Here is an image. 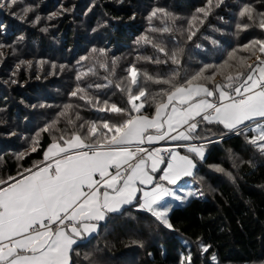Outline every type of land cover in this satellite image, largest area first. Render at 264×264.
<instances>
[{
    "label": "trees",
    "instance_id": "16d2710c",
    "mask_svg": "<svg viewBox=\"0 0 264 264\" xmlns=\"http://www.w3.org/2000/svg\"><path fill=\"white\" fill-rule=\"evenodd\" d=\"M60 1L62 0H15L16 3L38 5L42 7L43 13L55 9L61 4ZM88 1L90 0H79L76 10L69 16L78 22L87 11ZM94 1L87 24L88 32H83L81 39L79 37L82 33H76L69 19L61 18L58 21L57 33L51 36L55 39L58 33L61 34L58 43L60 47L57 49L53 47L54 44L48 45L51 41L42 39L35 29L31 30L18 19L12 20L6 13L0 12V45L12 47L16 40L24 37L30 51H40L39 59L46 58L49 53L56 54L59 56L58 62L71 63L78 75L87 73L90 68L96 73L87 75L88 80L80 86L86 92L74 99L68 97L71 93H67L66 88L65 97L55 99V96L46 93L45 86L39 84L12 89L0 84V110L3 109L11 121V126L7 130H0L1 132L6 135L13 133L16 137L20 133L25 134L33 114L40 113L41 117L51 119L56 109L60 111L59 108H54L59 102L72 105L73 111L70 110L68 114L77 113L79 116L75 122L76 130H80L79 125H89L92 122H121L125 116L100 112L97 107H103L105 101L109 105L114 103L121 108L129 107L127 92L121 91L116 85L122 82L127 84V70L133 65L140 74V86L150 93L148 103L142 111L151 116L155 111V106L151 103L152 96H156L161 89H168L169 85L154 83L146 77L173 78L176 84H183L208 65L214 68V72L224 62L228 63L225 68L235 69L236 62L233 59L227 60L232 50L240 49L252 40L264 41V31L259 30L254 23L258 15L264 17V0ZM243 6L252 9V20L238 18ZM157 9H162L163 12H157L153 17L152 13ZM200 9H204L207 15ZM101 17L104 21L101 34L97 42L92 43L87 38L89 31L97 28ZM191 17L194 20L190 21ZM229 23L248 25L245 32L237 35L240 36L238 41L226 36L229 32L226 25ZM165 27L170 30L163 32ZM192 32L195 35L189 39ZM154 44L163 47L167 55L158 51ZM219 44L223 48L222 52L216 51ZM70 50L73 52L69 59ZM100 50H104L103 56ZM210 50L213 56L208 58ZM174 52L178 53L177 63L172 60L171 54ZM236 53L246 60L251 55L246 50ZM85 57L87 59H83ZM101 63H106L107 68L101 67ZM7 65V62L3 64L0 79L5 77ZM240 71L247 72L248 69ZM228 72L227 69L223 71L224 74ZM208 73L205 76L214 75L210 71ZM7 77L9 78L8 75ZM25 80L26 75L21 73L18 81L22 85ZM96 84L109 86L97 89L94 87ZM89 85L93 87H88ZM207 85L210 88L213 86ZM38 94V98H43L46 94L41 101L45 108L29 112L23 103L36 107ZM81 95L85 99H81ZM88 97L98 100L99 105L87 103ZM7 107L10 108L5 110ZM86 128L87 126L81 131H86ZM35 130L36 128L31 131ZM71 130L60 123L53 136L41 133L37 151L25 155L19 164L8 155L3 156L0 177L6 176V180L18 177V168H32L37 162L43 161L44 152L53 142V137H59L62 133L67 135ZM224 134L226 133L219 125L200 123L197 131L200 138L197 140L204 141L214 137L219 139ZM255 135L256 132L248 129L240 134L226 135L207 145L203 159L196 161L194 174L190 178L193 193L198 197L187 203L184 201L175 204L168 215L172 228L160 223L149 212L134 205L129 206L122 212L109 216L96 235L74 247L71 253L72 264H189L188 257H191L190 264H264V153L249 143V138ZM1 146L5 149L9 144L3 142ZM17 146L18 144H13L14 148ZM229 152L241 157L240 166L237 162L234 163V168L231 166V161L227 160ZM211 167L222 168L230 177L215 172ZM199 178L207 179L214 190L212 196L201 191ZM205 246H210L207 252L203 251ZM213 256L215 260L212 259Z\"/></svg>",
    "mask_w": 264,
    "mask_h": 264
},
{
    "label": "snow or ice",
    "instance_id": "6c2138e0",
    "mask_svg": "<svg viewBox=\"0 0 264 264\" xmlns=\"http://www.w3.org/2000/svg\"><path fill=\"white\" fill-rule=\"evenodd\" d=\"M11 2L14 4L15 0ZM30 10L25 9V12ZM199 11L205 12L204 9ZM157 12L163 10H155L152 16ZM251 13L252 9L245 7L240 15H247L252 20ZM241 27L247 28L248 25ZM259 27L264 29V19ZM169 30L167 27L162 29L163 32ZM192 35L195 32L188 38L191 39ZM254 43L264 54V41ZM153 46L167 55L163 47ZM100 53L103 56L104 50ZM171 56L173 63H177L178 53ZM257 60L259 63L246 66L247 72L225 73L223 82L215 83L211 88L199 82L201 73L183 84H176L173 78L146 77L154 83L169 85L168 89H161L152 96L155 111L151 116L142 111L150 93L140 86L138 69L131 66L127 70V84L116 85L127 92L129 107L109 105L107 101L103 107H97L100 112L125 116V119L118 123L108 120L100 124L92 122L86 131H81L85 129L81 124L80 130L53 137L43 161L18 173L19 178L0 179V264H72L71 252L78 238L95 232L98 223L105 220L108 213L133 203L138 193L141 194L139 209L172 228L166 198L182 200V197L157 183L155 174L162 172L159 180L169 185L193 175L196 167L193 159L181 155L176 148L184 146L189 153L203 159V146L190 143L200 138L197 131L202 121L220 124L224 129L240 134L248 130L241 129L246 122L264 119V58L257 57ZM112 63L114 68L115 60ZM100 66L107 68L106 63ZM88 74L96 73L90 68L77 79ZM214 76L204 79L211 81ZM108 86L94 85L97 89ZM85 92V89L78 88L71 95ZM80 98L85 99V96ZM86 102L99 105V101L91 97ZM68 123L73 121L69 119ZM251 131L257 135L250 137L249 143L264 153V129L257 124ZM165 140L189 143L172 148L145 147ZM36 143L38 141H34V145ZM31 151L35 152L37 148L33 146ZM149 185L152 186L150 190L140 187ZM209 247H203V251L207 252ZM212 259L215 260V256ZM187 260L190 264L191 257Z\"/></svg>",
    "mask_w": 264,
    "mask_h": 264
},
{
    "label": "rangeland",
    "instance_id": "374dc122",
    "mask_svg": "<svg viewBox=\"0 0 264 264\" xmlns=\"http://www.w3.org/2000/svg\"><path fill=\"white\" fill-rule=\"evenodd\" d=\"M60 2L61 4L57 6L55 9H53L52 11L48 13L45 11V13H43L42 7L38 5L36 6L29 5V4L26 5V4L18 3V2L17 3L15 2L13 4L11 0H0V12L6 13L8 18H11L12 20L18 19V21H20L23 25H25L27 28L31 30L35 29L42 39L46 38L45 41L47 42L48 40L51 41V42H48V45L54 44L55 46L53 47H56L57 49L60 47L58 43L60 42L59 37L61 36V34L58 33V37L55 39L51 38V36L57 33L56 28L58 26V21L61 18L69 19L72 24V28L76 30V33L77 31L79 34L82 33L79 37L81 39L84 36L83 32H88V29H87L88 19H89V16L92 14L91 10L94 7L93 4H95L94 0L88 1V8H87V11L84 17L79 18V21L77 22L75 21V19H72L69 16V14H72L74 9L76 10L77 3L79 2V0H62ZM245 7H248V6L241 7V10L239 11L237 15L239 19L248 18L247 15L243 17L240 15L241 11ZM25 9H31V10L25 12ZM37 17H39V20H37ZM262 19H264V17L262 15H258L257 20H255L254 23H255V26L259 30L264 31V29H261L259 27V23ZM189 20L192 21L194 20V18L191 17ZM103 22H104L103 18L101 17L97 25V28L92 31L91 30L89 31V36L87 38L88 40H90V42L92 43L97 42L98 37L101 34V26H103ZM226 26L229 27L228 28L229 32L227 33L226 36L230 37L233 41H238V38L240 36L237 37V35H239L240 32H245L247 30L235 23H232V24L229 23ZM22 38L23 39H19L18 41L16 40V43L12 47L8 45H3V44L0 45V70L2 69L4 63L6 62L8 63L7 65L8 67L4 71L5 77L0 79V84L5 85V88L12 89V88H16L17 86L23 88L25 86H32L34 84H39V86H45L44 90H46V93L52 96H55V99H60L61 96L62 98L65 97V92H64L65 88L67 89V93L69 92L72 93L74 91H77L78 88H80L82 82L84 81L86 82L88 80L87 75H85L83 79L78 80L77 79L78 74L74 72L73 65H71V63L58 62L59 56H57L56 54L52 55L49 53L48 55H46V58L39 59L38 57H39L40 51L38 52V50L36 49L30 51L31 49L28 47V45H26L25 38L24 37ZM254 42L256 41L252 40L250 41L249 44L245 46H241L240 49L235 48L234 50H232L230 55H228L227 60L233 59L236 62L237 66H235L236 67L235 69H232L231 67L225 68V66L228 65V63L224 62L219 67H217L216 72H214L213 71L214 68L208 65L207 67H203L202 69H200V71L197 72V74L198 73L202 74L199 82H203V83L210 84V85L212 84L214 85L215 83H221L223 82V77H224L223 71L225 69H227V71L231 72L234 75L236 71H240L242 69L244 70L245 68H247L246 67L247 65L249 64L254 65L255 62L257 61V57H260V53H261L259 51V45L255 44ZM35 47H38V46H35ZM240 50L249 51L251 54L250 57L246 60L245 58L238 56L236 52H240ZM26 51H29L31 54ZM210 51H211L210 56H208V58L213 56L212 50ZM216 51H219V52L223 51V48L220 44L217 46ZM72 52L73 50H70V54L68 56L69 59L71 57ZM209 71L210 73H214V74L216 73L214 76V79L211 81L204 79L205 77L213 76V75L205 76V74L209 75L208 73ZM4 73H3V76H4ZM21 73L25 74L27 77V80H25V83L24 81H22L23 82L22 85L20 81H18V77ZM7 75L9 76V78L7 77ZM79 95L80 93H78L77 96L68 95V97H70L71 99H74L78 97ZM45 96L46 94L42 96L43 98H38L40 97V94L37 95L36 98L38 99V105L36 107L28 106L26 103H23V106L26 107L29 112L31 111L38 112L37 110H41V108H45L44 103L41 102L43 101ZM66 106H72V105H69L67 103L62 104L61 102H59V105L57 104L56 106H54V108H59L60 111L58 112L56 109V112L52 114L51 119L50 118L48 119L47 117H44V118L41 117L40 113H36V115L33 114V116L31 117V121H29V127L25 131V134L20 133L19 137H16L15 134L13 133H11L10 135H6L5 133L0 131V164H2L1 160L3 159V156L5 155H8L10 159L12 158L13 160L16 161L17 164H19L25 155L29 154L30 152H33L31 151V148L33 146L37 148V145L41 138L40 136L41 133L46 132L47 134L49 135L52 134L53 136V133L56 132L57 126L58 124L60 125V123L66 125L67 127H70L72 129L70 133L73 130H76L75 122H76L77 113L68 114L70 110L73 111V108L72 107L66 108ZM8 108L10 107L5 108V110H7ZM3 111H4L3 109L0 110V130H7L11 126V121L8 119V115L4 113ZM69 119L73 121L72 124L68 123ZM13 120H15V118H13ZM85 126H88V125L86 124ZM46 127L49 128V131H44ZM34 128H36V130L32 132L31 130ZM244 128L252 129L254 127H244ZM244 128H241V129H244ZM260 128L261 129L264 128V123L260 125ZM235 134H237V132H233L232 134H229V135H235ZM226 135L227 133L220 136L219 139L217 137H216L217 139L214 137L215 139L210 138L204 141L200 140L203 146V151H204L203 156L206 153L208 144L214 143L213 140L215 141L221 140ZM34 141H38V143L34 145ZM3 142H6L7 144H9V146H7L5 149L1 146ZM14 143L18 144L17 148L13 147ZM21 154H23V156L22 158H19L21 157ZM229 155L230 157L228 156L227 160H229L228 162L231 161V166L233 168H234L235 162H237L238 166L241 165L242 163L241 157H239L238 155H234L232 152H229ZM211 168L215 172H218L224 176L230 177L228 172L224 170L218 171L217 169H222L220 167H211ZM21 171H23V169L18 168V173H20ZM6 178H7L6 176L0 177V179H3V180H6ZM198 180L200 183L201 191L202 192L205 191V193L212 196L214 193V190L211 189V185L209 184L207 179L199 178ZM192 191H193L192 189L187 190V189H184V187H182L179 193H183L186 196L184 197V200H183V197L181 196L182 200H179V201L180 202L185 201L184 203H187L190 199L194 197H198L195 194L189 195V193H192ZM176 195L178 194L176 193ZM176 201L177 200L174 199L173 197H169L168 200L166 201V203L169 206H171L170 211L168 212V215L172 211V209L175 208L173 203Z\"/></svg>",
    "mask_w": 264,
    "mask_h": 264
},
{
    "label": "crops",
    "instance_id": "0c3cea01",
    "mask_svg": "<svg viewBox=\"0 0 264 264\" xmlns=\"http://www.w3.org/2000/svg\"><path fill=\"white\" fill-rule=\"evenodd\" d=\"M261 57L264 58V54L261 53ZM257 63H259L258 60L255 62V64H257ZM255 64H254V65H255ZM201 123L209 124V123H207V122H203V121H202ZM263 123H264V119H258V120H256V121L246 122V125H242L241 128H244V127H247V126H251V125H252L251 127H255L257 124L262 125ZM211 124L219 125V126L223 129V131H224L225 133H227V135L232 134V133L234 132V131H228V130L224 129L223 126L220 125V124H217V123H211ZM195 141H196V142H195ZM195 141H194V142L191 141L190 143H194V144H196V145H198V146L202 145L200 140H195ZM188 143H189V142H184V141H170V140H165V141H160L159 143H156V144H153V145H150V146L146 144L145 147H154V148H172V147H176V145H187ZM176 150H177L181 155H188L190 158L193 159V161H194L195 164H196V161L201 160V158L198 157V156H195V154H193V153H189V152L187 151V148L184 147V146L177 147ZM203 152H204V151H203ZM195 168H196V167H195ZM194 171H195V169L193 170V174H194ZM160 175H162V172H158V173L155 174V176H156V182H157V183H162V184H164L165 187L171 188V189H172L174 192H176L179 196H182V197H183V200H184V197H185L186 195H184L183 193H179V191H181L182 187H184V189H187V190L192 189V184L190 183V178H191L193 175H192V176H189V177H183V178H181V179H180L175 185H169L166 181H161V180H159V176H160ZM17 178H19V177H17ZM9 182H11V181H9ZM140 187L145 188V190H150V188H151L152 186L149 185V186H146V187H145V186H140ZM192 190H193V189H192ZM192 193H193V191H192ZM140 195H141V194L138 193L137 200L133 201V203H131V204L124 205L119 211H117V212H112V213H108L106 219H107L109 216L116 215V214L122 212L125 208H127V207H129V206H133V205H134L136 208L139 209L138 204H139V196H140ZM168 198H169V197L166 198V201L168 200ZM181 202H182V201H181ZM181 202H180L179 200H177L176 202L173 203V205L175 206L176 203H181ZM170 208H171V206H170ZM144 211H145V210H144ZM146 212H147V211H146ZM106 219L103 220V221H100V222L98 223V227H97V230H96L95 232H92L91 234H85L82 238H78L77 243H76L75 245H73V249H74V247H75L76 245L81 244V243L87 241L88 239H90L91 237H93L94 235H96V234L98 233L100 227L105 223ZM73 249H72V251H73ZM71 253H72V252H71Z\"/></svg>",
    "mask_w": 264,
    "mask_h": 264
},
{
    "label": "built area",
    "instance_id": "2783aa9c",
    "mask_svg": "<svg viewBox=\"0 0 264 264\" xmlns=\"http://www.w3.org/2000/svg\"><path fill=\"white\" fill-rule=\"evenodd\" d=\"M247 127H248V126H247ZM194 141H195V140H194ZM194 141H193V142H194ZM195 142H196V141H195ZM152 148H154V147H152Z\"/></svg>",
    "mask_w": 264,
    "mask_h": 264
}]
</instances>
